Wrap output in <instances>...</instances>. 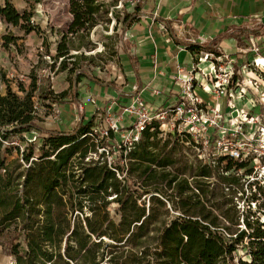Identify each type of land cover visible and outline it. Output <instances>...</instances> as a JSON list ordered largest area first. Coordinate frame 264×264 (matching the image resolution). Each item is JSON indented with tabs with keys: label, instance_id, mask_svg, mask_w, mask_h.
<instances>
[{
	"label": "trees",
	"instance_id": "trees-1",
	"mask_svg": "<svg viewBox=\"0 0 264 264\" xmlns=\"http://www.w3.org/2000/svg\"><path fill=\"white\" fill-rule=\"evenodd\" d=\"M68 3L71 36L89 32L99 17L109 23L108 10L96 0ZM141 10L136 4L123 16L125 31ZM0 19L25 33L32 30L28 18L18 19L12 0H2ZM263 28L264 24L250 34L258 36ZM173 41L189 52L212 51L204 44ZM57 56L59 70L70 75L73 71L64 60L73 57L67 48L59 45ZM74 76L72 87L88 77L81 72ZM30 78L28 89L17 83V92L7 85L6 93L0 94V237L13 264H264V223L249 212L240 224L239 211L227 197L240 193L242 183L234 175L219 174L223 159L216 167L195 161L194 168L187 162L176 167L175 153L185 152L180 141L144 131L124 157L128 168L123 183L112 170L115 166L120 171L118 159L110 167L106 160L85 161L96 151L90 136L92 115L81 116L68 131H47L38 125L34 93L41 89L39 78ZM88 80L96 84L92 77ZM50 94L43 98L50 99ZM64 96L50 101L56 103ZM30 132L37 136L25 141L23 136ZM13 140L27 146L21 150ZM13 149L18 157L9 160ZM233 165L226 161L224 170ZM148 195V207L137 204ZM108 197L117 203L118 220L110 215ZM164 200L180 215L165 219L169 211ZM190 228L217 244L221 252L194 259L195 235Z\"/></svg>",
	"mask_w": 264,
	"mask_h": 264
},
{
	"label": "built area",
	"instance_id": "built-area-1",
	"mask_svg": "<svg viewBox=\"0 0 264 264\" xmlns=\"http://www.w3.org/2000/svg\"><path fill=\"white\" fill-rule=\"evenodd\" d=\"M259 25L246 27L234 53L219 47L188 51L191 64L188 68L178 66L170 77L176 91L166 89L172 95L168 102L154 106L143 100L139 91L118 109L117 100L96 108L90 128L96 151L85 161L106 160L110 167L118 159L120 171L115 166L112 170L123 182L128 168L124 157L144 131L175 138L195 162L216 167L223 159L219 174L234 175L242 183L235 201L243 208V217L251 212L264 223V28L258 36L250 34L261 29L263 24ZM187 43L202 45L204 41L191 38ZM148 90L153 97L162 94L158 88ZM226 161L234 164L229 170H224ZM187 180L190 184L192 179Z\"/></svg>",
	"mask_w": 264,
	"mask_h": 264
},
{
	"label": "rangeland",
	"instance_id": "rangeland-1",
	"mask_svg": "<svg viewBox=\"0 0 264 264\" xmlns=\"http://www.w3.org/2000/svg\"><path fill=\"white\" fill-rule=\"evenodd\" d=\"M96 1L102 3L108 10L109 23L105 22V18L99 17L98 23L93 29L89 32L81 31L77 36L67 34L72 21L68 0H12L18 19L22 22L25 17L28 18V24L32 29L29 33H25L18 27H12L0 19V94L6 93L7 85L17 92V83L23 84L28 89L30 77L39 78L37 80L41 90L34 93V102L37 116L40 119L38 125L44 130L67 131L74 127L81 116L88 118L91 110L87 112L85 108L94 106L96 97L98 99L103 97L90 90L94 86L88 77L96 80L95 88L98 91L104 92L109 91L108 84L119 87L118 83H123V81L127 83L125 63L123 64L121 59L123 53L126 52L125 27L122 26V19L126 13L133 11L136 4L141 5L143 0ZM0 5H2V0H0ZM132 23L126 24L127 28ZM64 35H67L65 39ZM59 45L62 48H67L68 55L73 57L64 60L67 69L73 71L70 75L67 70H59L61 60L57 56ZM78 72L84 73L88 77H81L75 87H72L74 75ZM100 87L107 89H100ZM44 93L47 95L51 93V98L48 100L43 98ZM61 93L65 95L63 98L58 99L56 103L50 101ZM18 95L22 94L18 93ZM116 100V97H107L99 103L103 104L104 102L107 105ZM91 115L94 117V114ZM36 136V133L30 132L23 137L25 141H32ZM13 141V145H18L21 150L27 146L25 142ZM17 157L16 150L13 149L8 159ZM174 158L178 161L176 167H183L185 162L193 167L195 163L190 153L186 151L175 153ZM189 175L190 173L186 172V177ZM210 187L215 188L211 185ZM239 196L240 194L237 193L230 198L227 197L236 209L239 206L235 200ZM112 198H107L109 212L111 217L118 220L117 203L111 201ZM149 198V195L144 196L137 201V204L140 202L147 205ZM169 205L170 208L166 206L169 214L165 219L172 220L180 213L172 211L171 204L169 203ZM238 211L239 222L242 224L243 208L240 207ZM219 220L224 222L221 217ZM190 230L195 235L192 238L195 243L194 259H204L214 251L221 252L217 244L207 240L196 230L192 228ZM196 240H199V244ZM3 243L4 241L0 237V264H13L12 259L6 255L1 246ZM237 255L241 256L240 250Z\"/></svg>",
	"mask_w": 264,
	"mask_h": 264
},
{
	"label": "crops",
	"instance_id": "crops-1",
	"mask_svg": "<svg viewBox=\"0 0 264 264\" xmlns=\"http://www.w3.org/2000/svg\"><path fill=\"white\" fill-rule=\"evenodd\" d=\"M141 6V14L125 31L126 52L121 59L127 83L119 81V87L108 84V92L98 91L92 83L90 90L103 97H96L94 106L85 108L91 114L105 106L99 102L107 97L117 98L118 109L139 91L141 98L154 106L172 99L166 93L167 88L176 91L170 77L178 66L188 68L191 64L189 52L173 39L181 43L202 39L209 48L219 47L231 54L241 45L240 35L246 27L264 24V0H143ZM133 87L138 92L131 91ZM150 87L162 90V94L153 97Z\"/></svg>",
	"mask_w": 264,
	"mask_h": 264
}]
</instances>
